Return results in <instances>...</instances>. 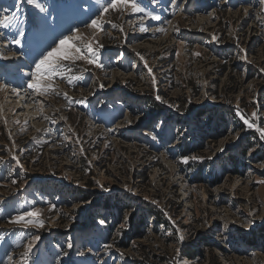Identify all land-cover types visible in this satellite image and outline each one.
<instances>
[{"label": "rangeland", "instance_id": "1", "mask_svg": "<svg viewBox=\"0 0 264 264\" xmlns=\"http://www.w3.org/2000/svg\"><path fill=\"white\" fill-rule=\"evenodd\" d=\"M41 2L0 0V18L20 6L0 26V264L29 244L27 264H264V139L241 119L264 127V3L138 0L97 31L102 0ZM74 28L104 67L66 62L34 93L35 61ZM27 210L44 227L10 222Z\"/></svg>", "mask_w": 264, "mask_h": 264}, {"label": "snow or ice", "instance_id": "2", "mask_svg": "<svg viewBox=\"0 0 264 264\" xmlns=\"http://www.w3.org/2000/svg\"><path fill=\"white\" fill-rule=\"evenodd\" d=\"M27 4L38 9L40 13H46L48 11L47 7L41 2V0H26ZM264 3V0H261ZM14 7L17 9L16 12H13L11 15H4L0 18V26L7 29L12 26L14 21H17V12L19 11V4H14ZM178 7V5H177ZM113 11H123L130 9L132 13H142L145 11L143 7H141L138 0H102L101 3V11L96 18L91 19V22L86 24V27L102 31L103 30V17L109 10ZM149 16H152L151 13H148ZM152 19L159 20V16H152ZM38 24H43L45 26H49L50 30L55 32L62 24H57L55 26L48 25V20L46 16H42L38 20ZM146 30V29H142ZM159 31L163 32L164 29H159ZM19 35L23 36V30L19 31ZM215 39V37H213ZM14 43L20 44L21 41L16 39ZM98 42H96V46H93V42H83L82 35L80 34L79 28L71 29L69 34H61L58 40L53 42V45H50L47 50L41 52L40 57L34 63V70L29 73V82L27 87L32 89L34 93H38L41 96L49 92L54 91V85L50 81L54 80V78L62 76L63 71L71 72V68L66 66V62L75 63L76 61H86L89 65H95L97 68H103L104 65L100 62L99 56V48H101ZM149 71H151L149 69ZM79 79V77H76ZM68 82L72 83L73 80L68 78ZM5 84H0V91L6 89ZM13 93L19 95L17 89H12ZM59 94V93H56ZM157 100H160L162 103L164 102L159 95L156 96ZM253 116H256V113H253ZM241 119L244 120V123L247 125L249 129L255 127L257 133H259L260 138L264 139V127H259L250 123L247 119L241 116ZM192 159H197L196 157H192ZM19 163V161H17ZM183 163H188V158H184ZM15 183V181H13ZM40 213L38 210H27L18 214L14 219L10 222L15 224H24L27 227L29 224H35L39 227H44V221L39 219ZM103 223V221H101ZM180 241H183V236H181ZM34 240H39V236L34 237ZM73 245L71 242L68 243V248H72ZM32 245L29 244L27 250L23 254L25 259L22 261V264H27V256L31 251ZM11 260V257H9Z\"/></svg>", "mask_w": 264, "mask_h": 264}, {"label": "bare ground", "instance_id": "3", "mask_svg": "<svg viewBox=\"0 0 264 264\" xmlns=\"http://www.w3.org/2000/svg\"><path fill=\"white\" fill-rule=\"evenodd\" d=\"M201 17H204L205 18V15H202ZM0 45H2V46H5V42H2V40H1V38H0ZM2 46H0V47H2ZM17 55L15 54V53H13V52H11V53H9L6 57V63H14V61L17 59V57H16ZM26 70V69H25ZM24 69H22L21 70V73H25L26 71H25ZM23 95V94H22ZM15 96V95H14ZM27 99V101H28V98H26ZM20 100V99H19ZM24 100V99H23ZM22 100V101H23Z\"/></svg>", "mask_w": 264, "mask_h": 264}, {"label": "trees", "instance_id": "4", "mask_svg": "<svg viewBox=\"0 0 264 264\" xmlns=\"http://www.w3.org/2000/svg\"><path fill=\"white\" fill-rule=\"evenodd\" d=\"M232 114H234V113H232ZM186 147H187V146H186ZM188 256L192 258L194 255L188 253Z\"/></svg>", "mask_w": 264, "mask_h": 264}]
</instances>
